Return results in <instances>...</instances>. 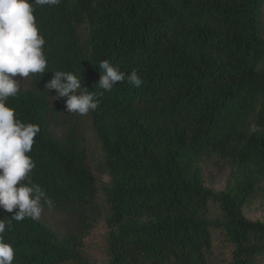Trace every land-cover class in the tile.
Here are the masks:
<instances>
[{"label": "trees", "instance_id": "16d2710c", "mask_svg": "<svg viewBox=\"0 0 264 264\" xmlns=\"http://www.w3.org/2000/svg\"><path fill=\"white\" fill-rule=\"evenodd\" d=\"M36 32L30 87L0 90V165L31 197L76 214L59 239L21 202L0 206V264H264V0H15ZM75 95L89 140L50 130ZM98 154L95 173L91 163ZM223 187L214 190L218 179Z\"/></svg>", "mask_w": 264, "mask_h": 264}, {"label": "rangeland", "instance_id": "374dc122", "mask_svg": "<svg viewBox=\"0 0 264 264\" xmlns=\"http://www.w3.org/2000/svg\"><path fill=\"white\" fill-rule=\"evenodd\" d=\"M15 0H0V90L7 85L19 89L30 87L29 62L39 52V41L36 32L31 30L23 35L16 28L14 12ZM48 116L49 127L57 138H64L73 132L78 138L89 140V129L81 117V102L75 95L67 97L50 96ZM93 149H90L92 151ZM93 158L98 157L95 150ZM91 166L95 169L96 158ZM224 177L217 180L214 190L223 187ZM12 198L30 207L35 216L44 223L59 239L69 235L83 234L84 227L80 217L66 211L53 209L34 199L22 188L4 165H0V206ZM254 203L245 209L244 214L251 220H264V205L260 197H254ZM100 226L93 227L87 234L83 252L93 264H104L100 252ZM207 264H230L229 254L215 239V246Z\"/></svg>", "mask_w": 264, "mask_h": 264}]
</instances>
